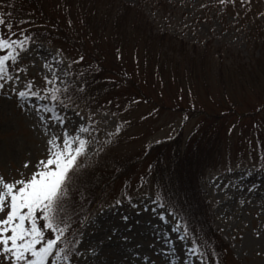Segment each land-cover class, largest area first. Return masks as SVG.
Instances as JSON below:
<instances>
[{
  "label": "rangeland",
  "instance_id": "1",
  "mask_svg": "<svg viewBox=\"0 0 264 264\" xmlns=\"http://www.w3.org/2000/svg\"><path fill=\"white\" fill-rule=\"evenodd\" d=\"M122 1L139 3L142 11L133 10L130 16L136 28L127 23L122 29L127 38L121 56L127 69L131 62L132 71L146 74L147 83L139 86L142 99L156 105L140 102L130 114L126 105L114 107L104 98L94 99L79 112L65 110L64 124L51 119V112L41 109L38 114L37 102L32 103L31 97L22 100L12 89L22 90L32 81L33 89L42 95L49 85L44 77L51 78L56 69L60 83L68 66L47 42L33 44L9 72L19 79L4 81L0 89V176L6 181L28 178L37 161L46 159L47 141L62 137L65 129L74 134L81 124L90 129L84 133L90 143L79 159L82 165L94 158L102 164L137 158L146 146L171 137L180 127L196 140L200 137L196 128L204 129L207 119L191 111L193 117L184 122V112L176 107H219L224 93L232 90L231 94L236 92L229 97L233 109L215 122L220 143L214 152L210 149L211 165L200 188L212 206L218 238L231 250L232 264H264V15L254 16L262 24L253 29L251 15L225 0ZM176 69L182 82L171 72ZM200 74L207 75L211 87L205 88L200 80L189 94L183 91L191 84V75ZM258 80L260 85H255ZM225 83L230 87L220 92ZM251 116L258 118L255 124ZM132 169L137 177L141 169ZM123 184L121 179L116 181L111 199L93 206V214L77 229V240L70 236L69 249L76 251L69 253L70 264H208L189 251L191 244L182 230H172L178 220L157 205L152 191L132 192L129 202L121 194ZM117 199L123 203L116 205ZM169 239L171 244L165 242Z\"/></svg>",
  "mask_w": 264,
  "mask_h": 264
},
{
  "label": "trees",
  "instance_id": "2",
  "mask_svg": "<svg viewBox=\"0 0 264 264\" xmlns=\"http://www.w3.org/2000/svg\"><path fill=\"white\" fill-rule=\"evenodd\" d=\"M225 1L238 5L240 10H237H242L246 16L251 15L248 20L253 24H249L250 27H261L262 22L254 18L258 14L264 15L261 0ZM140 6L139 3L130 4L122 0H0V13L5 20V23L0 24V33L11 39L29 36L27 46L40 41L48 42L66 56L71 79L65 83L70 88L62 94L61 99L67 108H75L78 112L83 104L104 98L114 107L119 104L124 108L126 105V110L131 114L141 103L156 105L151 99H142L144 94H141L139 86L142 82L147 83L146 74L134 69L132 71L131 62L127 69L121 56L125 49L122 41L127 38L122 29L127 23L136 28L137 22L130 23V16L133 10L140 14ZM8 23L12 24L11 29L7 27ZM3 54L4 51H0V55ZM171 72L175 80L182 82L179 69ZM200 75L202 77L191 75V84H185L189 88L183 91L189 94L200 80L201 85L210 88L207 75ZM254 84L260 85L259 80ZM223 86L224 90L220 88V92L226 91L229 85ZM231 92L224 93L225 101L218 104L219 107L199 110H195L196 106L176 107L184 112V122L193 117L191 111L207 119V124L203 126L205 130L196 128L198 134L200 131V137L196 140H191V133L185 135L180 127L173 136L146 146L137 158L108 160L107 164L94 158L92 163H80L81 167L73 176L69 199L64 206L65 219L69 223V231L65 233L69 246L72 245L70 236L77 235L79 225L93 214V206L111 199L116 192L115 182L121 179V183L124 182L121 188L124 197L147 189L155 194L159 205L163 204L172 213L174 211L182 226L184 223L188 225L186 235L191 242L194 240L201 246L200 257L208 264H232L231 250L218 238L220 232L215 227L212 206L200 188V181L210 164L208 155L220 143L215 122L221 121L227 116L225 113L233 109V105L229 106V97H234L236 92ZM190 94L193 95L192 92ZM43 103L51 107L56 102L44 98ZM112 106L108 104L106 107L112 110ZM67 108L58 107L57 113ZM252 118L255 124L258 118ZM134 167L141 169L139 177H135L137 172L132 169Z\"/></svg>",
  "mask_w": 264,
  "mask_h": 264
},
{
  "label": "snow or ice",
  "instance_id": "3",
  "mask_svg": "<svg viewBox=\"0 0 264 264\" xmlns=\"http://www.w3.org/2000/svg\"><path fill=\"white\" fill-rule=\"evenodd\" d=\"M2 23L5 20L0 13V24ZM7 27L11 29L12 24L8 23ZM29 40L30 37L26 35L23 39H11L0 33V51H4L0 55V89L5 87L4 81L19 79L9 74V61L19 60L21 52L27 51ZM45 67L51 66L46 63ZM64 75L69 74L65 72ZM60 78L57 70L53 69L52 77L45 76L44 80L46 84L56 85ZM69 88L67 83L63 87H45L43 91L48 96L41 97L40 91L33 89L32 81H28L24 89L17 91L13 88L12 91L17 92L22 100L37 97L56 102L51 107L48 104L36 105L39 114L41 109L56 113L58 107L67 108L61 96ZM40 118L44 119L43 116ZM50 118L60 124L65 123L62 115L56 114ZM116 131H119V127ZM89 132L90 129L81 124L74 134L70 135L65 129L62 137L52 136L47 141L49 147L46 159L37 161L36 170L28 178L21 176L19 179L6 181L0 176V264H70V246L65 235L69 231V223L65 219L64 206L69 199L73 176L81 167L79 159L87 152L90 141L84 133ZM261 167L264 168V164ZM125 199L131 202L132 197L126 196ZM157 199H160L159 195ZM122 203L120 199L115 201L116 205ZM160 206L164 208L163 204ZM132 207L135 208L136 205L133 204ZM159 216L164 219L165 212L161 211ZM122 219L127 220L129 217L124 216ZM181 223L177 221L172 230L187 233L188 225L184 223L181 228ZM178 238L185 239L184 236ZM165 242L172 243L170 239ZM189 251L201 254V246L193 240Z\"/></svg>",
  "mask_w": 264,
  "mask_h": 264
}]
</instances>
